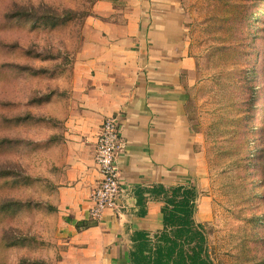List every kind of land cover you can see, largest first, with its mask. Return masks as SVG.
I'll use <instances>...</instances> for the list:
<instances>
[{"label": "rangeland", "instance_id": "obj_1", "mask_svg": "<svg viewBox=\"0 0 264 264\" xmlns=\"http://www.w3.org/2000/svg\"><path fill=\"white\" fill-rule=\"evenodd\" d=\"M94 1L0 0V264L59 261L50 133ZM184 5L195 62L190 120L203 136V193L211 200L201 225L207 254L211 264H264V92L254 106L258 68L264 88V0Z\"/></svg>", "mask_w": 264, "mask_h": 264}, {"label": "crops", "instance_id": "obj_2", "mask_svg": "<svg viewBox=\"0 0 264 264\" xmlns=\"http://www.w3.org/2000/svg\"><path fill=\"white\" fill-rule=\"evenodd\" d=\"M184 1L95 0L83 20L48 148V190L63 245L56 264H132L139 238L154 251L168 200L184 193L194 224L210 219L203 136L190 120L195 62ZM107 116L117 119L121 193L117 211L95 221L93 151Z\"/></svg>", "mask_w": 264, "mask_h": 264}, {"label": "trees", "instance_id": "obj_3", "mask_svg": "<svg viewBox=\"0 0 264 264\" xmlns=\"http://www.w3.org/2000/svg\"><path fill=\"white\" fill-rule=\"evenodd\" d=\"M248 10L245 11L244 15L250 17L253 9L249 8ZM245 70L246 75L244 77L251 83L256 73L253 72L252 67L248 66V63ZM262 72L263 70L258 68L255 108L257 105L259 106L258 96L264 92V88H261ZM173 200V198L168 200V205L172 207L164 210V227L158 237V244L155 245L154 251L151 250L146 239L139 238L134 251L130 254L132 264H211L205 245L203 227L195 225L192 220L193 207L189 204V194L184 193L179 202L175 203Z\"/></svg>", "mask_w": 264, "mask_h": 264}, {"label": "built area", "instance_id": "obj_4", "mask_svg": "<svg viewBox=\"0 0 264 264\" xmlns=\"http://www.w3.org/2000/svg\"><path fill=\"white\" fill-rule=\"evenodd\" d=\"M121 143L117 131V119L107 116L101 122L94 144V161L100 180L90 194L92 207L89 215L100 221L105 210L116 212L119 205L120 185L118 155Z\"/></svg>", "mask_w": 264, "mask_h": 264}]
</instances>
